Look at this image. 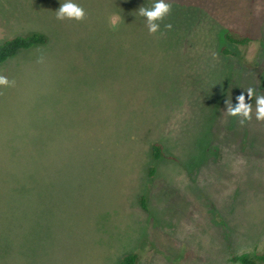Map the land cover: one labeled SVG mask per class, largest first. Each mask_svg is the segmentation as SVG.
Instances as JSON below:
<instances>
[{
	"label": "rangeland",
	"instance_id": "obj_1",
	"mask_svg": "<svg viewBox=\"0 0 264 264\" xmlns=\"http://www.w3.org/2000/svg\"><path fill=\"white\" fill-rule=\"evenodd\" d=\"M64 2L0 0V42L48 39L0 67L14 81L0 86V264L264 251V121L247 96L264 94V0H166L156 33L138 11L154 0H74L82 20L57 19ZM242 93L243 125L226 110ZM153 143L172 159L153 161Z\"/></svg>",
	"mask_w": 264,
	"mask_h": 264
},
{
	"label": "trees",
	"instance_id": "obj_2",
	"mask_svg": "<svg viewBox=\"0 0 264 264\" xmlns=\"http://www.w3.org/2000/svg\"><path fill=\"white\" fill-rule=\"evenodd\" d=\"M222 39L224 43H229L235 46L246 47L252 39L248 36L237 35L231 31L225 30L222 33ZM48 39L43 33L33 32L24 36H14L0 42V67L9 59L13 58L19 51L28 50L35 46H43L47 43ZM221 55H234L233 52L228 50L224 45L219 49ZM150 154L153 161H158L162 158H169L165 156L163 147L160 143H153L150 147ZM149 174L152 176L154 173V167H150ZM141 209L147 210L145 200L143 197L138 199ZM138 253L132 252L124 255L119 264H137ZM229 261L237 264H264V251H258L251 249L235 254H231Z\"/></svg>",
	"mask_w": 264,
	"mask_h": 264
},
{
	"label": "clouds",
	"instance_id": "obj_3",
	"mask_svg": "<svg viewBox=\"0 0 264 264\" xmlns=\"http://www.w3.org/2000/svg\"><path fill=\"white\" fill-rule=\"evenodd\" d=\"M171 10V5L166 2V0H154L151 7L145 8L140 7L138 9L139 15L144 17L147 21L148 31L150 33H156L159 30V23L166 15L169 14ZM85 16V11L78 3L74 0H66L62 3L57 10V19H75L82 20ZM120 22V17L114 15L110 18V24L116 27ZM166 27L171 28V25ZM14 81H10L5 76H0V86H11ZM248 100L252 101L254 99L255 103V118L257 121H264V94L257 95L253 88L247 89ZM236 105L227 106L226 110L228 114L232 117H238L239 123L243 125L245 121L252 119L253 103L245 101V95L242 93L236 97ZM227 104V102H226Z\"/></svg>",
	"mask_w": 264,
	"mask_h": 264
},
{
	"label": "crops",
	"instance_id": "obj_4",
	"mask_svg": "<svg viewBox=\"0 0 264 264\" xmlns=\"http://www.w3.org/2000/svg\"><path fill=\"white\" fill-rule=\"evenodd\" d=\"M2 24H3V23L0 22V25H2ZM3 26H4V29L9 28L8 25H7V26L3 25ZM16 34H19V33H16ZM28 34H29V33H28ZM25 35H26V34H25ZM16 36H17V35H16ZM11 37H14V36L12 35ZM43 46H44V45H43ZM28 50H29V49H28Z\"/></svg>",
	"mask_w": 264,
	"mask_h": 264
}]
</instances>
